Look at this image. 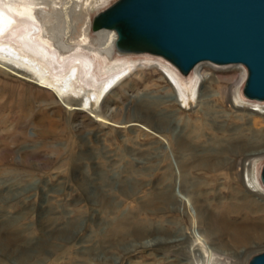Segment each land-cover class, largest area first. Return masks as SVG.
I'll list each match as a JSON object with an SVG mask.
<instances>
[{
	"label": "rangeland",
	"instance_id": "rangeland-1",
	"mask_svg": "<svg viewBox=\"0 0 264 264\" xmlns=\"http://www.w3.org/2000/svg\"><path fill=\"white\" fill-rule=\"evenodd\" d=\"M48 1L58 3L56 7L62 9L65 15L70 13L69 18H72V22L77 26L78 20L74 21V18L87 17L89 20L110 7L116 0ZM27 28L28 26L15 27L9 32L8 39L17 38V35ZM154 59L130 61L126 65L128 70L122 72H125L121 79H125L123 84L115 86L113 91L112 87L111 92L107 90L109 93L106 91L103 97L101 96L93 113L84 105L85 99H78L77 103L72 105L71 108L75 111L57 109L55 105L50 107L37 103L32 105L30 125L24 128L23 136L16 140L18 145L13 147L14 152H19L20 158L11 152L6 157L5 164L0 167V194L4 195L0 202V216L4 222L21 218L15 229L18 232L26 231L27 234L24 233L22 236L30 237L29 239L33 241H39L48 235L52 252L44 253L42 259L44 261L38 264H193L187 254L188 248L199 242L192 233L203 232L206 227L192 226L181 208L154 212L148 207L142 209L141 204L152 200L156 196L154 193L160 190L164 193L169 192L168 195L174 197L175 204L183 202V193L179 188L182 183L180 170L182 165L190 161H182L180 157L177 134H185L189 126L201 124L203 136L194 144L214 150L217 153L214 155L216 159L229 157L228 145H234L237 141L234 129L248 132L247 126L234 117V112L240 111L244 116L256 109L264 113V101L254 103L242 99L240 90L244 81V66L201 62L196 69L203 71L207 77L202 85L201 81L197 82L195 88L196 91L204 88L205 97L200 101L202 104L208 103L213 106V111L206 112L203 109L198 114L196 112L199 109L195 107V103L192 109H184L177 102L165 103L163 101L171 99H167L169 96L167 90H170L171 96L175 98L178 95V87L170 79L169 69L164 61ZM25 78L30 77L26 75ZM191 78L192 75H189L186 81L183 80L189 94L194 86V80ZM12 79H17L18 84L25 81L23 77H15L13 73L6 75L0 72V84H12ZM24 85L23 88L34 93L44 91L35 81ZM179 88L185 96H189L183 87L179 85ZM219 88L226 92L228 103L218 98ZM107 94H110V97ZM104 95L108 96L109 108L119 113L116 116L108 114L103 121V116L97 109L99 110ZM196 97L197 95L193 97L194 101ZM56 98L57 96L53 94V99L57 102ZM47 101L50 102V99ZM86 108L87 111H82ZM143 113L154 119H165L169 124L168 129L156 122L149 126L145 123ZM5 114L7 111L1 112L0 116ZM12 115L11 113V117ZM38 122L43 124L42 129L50 127L57 135L42 139L41 142L37 136L42 130L36 126ZM12 129V123L8 121L0 126V133L5 130L10 132ZM263 138L264 131L261 139ZM1 140L10 142V138L4 134L1 135ZM243 158L235 157L236 161H244L242 177L245 187L248 188L246 174H257V170L260 171L264 164V152L256 156L251 155L248 159ZM188 173L191 178L203 179L199 176V170H190ZM221 181L217 179L218 183ZM7 188L8 193L5 192ZM153 189L156 191L153 192ZM216 193L225 200L229 198L227 191L220 190L219 185L215 189ZM256 195L258 197L247 194L252 200H260L257 202L258 207L249 205V211L253 210L256 214L248 213L247 221L252 225H264V212H260V209L264 208V189L259 187V193ZM213 198L214 195L208 197L210 201ZM26 209L28 213H25ZM49 209L54 213V225L43 231L38 222V212ZM121 217L125 218L124 228L116 226ZM228 219L236 223L240 221V217L233 215ZM70 222L74 223L78 230L76 238L84 242L81 246L74 245L69 237L61 233L68 229ZM171 222H175L174 230ZM27 227L30 228L28 231ZM129 227L140 228L147 233L153 230L171 232L173 238L179 241L172 246H178L173 249L164 244L137 246L139 248L129 253L121 248L114 249L113 230L123 229L121 232L124 233ZM133 236L130 232L127 233L122 244L126 246L137 244ZM183 239H186L187 243H184ZM21 248L23 249V246ZM212 248L214 246L207 243V250ZM78 250L86 252L77 254ZM240 251L242 252L240 257L231 258L230 261H224L223 257H220L221 262L248 264L253 256L264 252V241L254 238L248 245H243ZM106 256H111L112 259L107 260ZM2 260L5 259L0 253V261Z\"/></svg>",
	"mask_w": 264,
	"mask_h": 264
},
{
	"label": "bare ground",
	"instance_id": "bare-ground-1",
	"mask_svg": "<svg viewBox=\"0 0 264 264\" xmlns=\"http://www.w3.org/2000/svg\"><path fill=\"white\" fill-rule=\"evenodd\" d=\"M57 4L48 0H0V72L6 75L13 73L15 77H23L25 79L23 84H18L19 81L17 79H12V84H0V113L7 111V114L0 116V126L10 121L13 127L10 132L5 130L0 133V144H2L0 148V167L5 164L6 157L11 152H13L11 154L19 157V152H14L13 147L18 145L16 144V140L18 137L23 136L24 128L30 125V117L33 115V104L37 103L41 106L49 107L55 105L57 109L75 111L71 108L72 105H75L78 99H85L84 105L89 108V112L93 113L94 107L105 93V90L108 89V86L111 85L108 89L111 92L112 87L113 91L117 86L123 84L125 79H121L124 77L125 72H122L128 70L126 65L130 61L155 60L154 58L164 61L163 63L168 66L170 79L178 87V95L174 98L171 96L170 90H167L169 94L167 99H171L170 101L165 100L163 102H173V104L177 102L184 109H192L195 103V107L199 109L196 112L198 114L203 109L206 112H210L214 108L210 104H202L200 101L205 97L204 88L201 87L198 91L195 88L197 82L201 81L202 85L207 77L203 71L196 69L201 62L194 65L188 71V73L191 71L189 75H192L191 79L194 80V86L189 94V91L184 87V81L189 76L187 75L188 73L186 74L187 76L181 74L169 61L161 56L118 49L115 45L116 34L113 30H92L93 17L89 20L87 17L82 19L74 18V21L78 20L79 23L75 26L72 18H69L71 16H68L70 13L65 15L62 9L56 7ZM17 26H28V28L17 35V38L13 40L8 39L10 36L9 32ZM26 75L30 78H25ZM245 78L246 70L244 81ZM33 80L44 91L34 93L31 90L23 88L24 84H31V82H34ZM119 80L121 81L118 82ZM244 81L240 90L242 99L247 102L259 103L256 100L250 101L242 95ZM117 82L118 84L115 85ZM179 85L183 87L185 93L189 94L188 97L181 91ZM109 91L107 92L109 93ZM53 94L57 96V102L53 99ZM107 95H104L99 110L97 109V112L103 116V121L104 117L108 114L116 116L119 113L109 108L108 96L110 94ZM196 95V101H194L193 97ZM217 96L222 102L228 103L226 92L223 89H218ZM48 98L50 102L47 101ZM91 100H93L92 103L90 102ZM87 108L82 111H87ZM38 110L40 111L41 109ZM11 113L13 114L12 117ZM234 113V117L247 126L248 132L244 133L240 131L241 129H234L237 141L235 140L234 145H228L230 148L229 157L216 159L214 156L216 152L214 150L194 144L195 141L197 142L203 136V125L201 124L187 126L189 129L187 133L177 134L176 141L180 157L182 161H190V164L182 165L180 170L182 173V183L179 188L180 192L183 193V202L181 204H175L174 197L168 195L169 192H166L168 189L165 191L166 193L161 190L155 192L156 190L153 189L152 191L155 192L156 196L152 200L141 204L142 209L148 207L154 212L181 208L192 226L206 227L203 232L193 231L192 233L194 238H197L199 242L188 248L187 254L193 264H223L220 257H223L224 261L240 257L242 254L240 251L241 247L248 245L252 239L264 241V225H252L247 221L248 213L256 214L253 210L249 211V205L253 204L258 207L257 202L260 201L259 199H256V201L250 199L247 194H254V197H258L256 194L259 193V187L264 189L259 177L260 171L257 170V174H246L248 183V188H246L242 177L244 161H236L235 159L237 156L248 159L251 155L256 156L264 152V138L261 139L264 131V117L260 116L264 115V113L258 112L256 109H253L251 113L244 116L237 110ZM143 114L145 123L149 124V126L156 122L164 126L166 130L168 129L169 124L165 119H154L145 113ZM128 120L130 121V119ZM36 124L41 130L43 124L41 122ZM78 129L80 130V128ZM2 134L9 137L10 142L2 141ZM56 135L57 133L53 129L51 130L50 127L42 129L37 134L41 142L42 139L46 140ZM230 142L232 143V141ZM60 154L58 153V155ZM190 170H199V176H202L203 179L188 176L190 174L188 171ZM217 179H221L222 181L218 183ZM218 185L220 186V190L227 191L229 195L228 199L225 200L220 197V194H215V189H217ZM212 195H214V198L210 201L208 197ZM3 196L0 194V202H2ZM260 212H264V208H261ZM25 213H28V210ZM38 215V222L42 230L54 225V213L50 209L45 212H38ZM232 215L240 217V221L237 223L230 221L228 218ZM20 219H11L4 222L2 216H0V253L5 259L0 261V264H38L44 261L42 260L45 256L44 253L50 254L52 252L50 251L52 245L49 244L47 234L41 240L33 241L29 239L30 237L26 238L22 236L24 233L27 234L26 231L18 232L15 229ZM124 222L125 218L121 217L118 219L116 226L124 228ZM171 224L173 226L172 229L175 228V222H171ZM68 225V229L61 233L69 237L74 245L81 246L84 242L76 238V233L78 232L76 225L71 222ZM29 229L27 227L26 230L28 231ZM121 230L123 229H119L118 231L116 229L113 230V248H121L126 253L139 248L137 246L150 247L155 244H164L169 245L173 249V247L175 248L178 245H172L179 243L176 238H173L171 232L153 230L147 233L140 228L130 227L124 233ZM129 232L134 235L133 237L138 242L137 244L128 246L122 244L125 239L124 236ZM183 241L187 243L186 239H183ZM207 243H211V246H214V248L208 251ZM21 246H23V249ZM182 246L184 245L182 244ZM84 252L86 251H76L77 254H83ZM106 258L107 260L112 259L111 256H106Z\"/></svg>",
	"mask_w": 264,
	"mask_h": 264
},
{
	"label": "water",
	"instance_id": "water-1",
	"mask_svg": "<svg viewBox=\"0 0 264 264\" xmlns=\"http://www.w3.org/2000/svg\"><path fill=\"white\" fill-rule=\"evenodd\" d=\"M118 49L161 56L185 75L199 62L240 64L242 95L264 100V0H116L92 19ZM264 187V164L260 169ZM248 264H264V252Z\"/></svg>",
	"mask_w": 264,
	"mask_h": 264
}]
</instances>
